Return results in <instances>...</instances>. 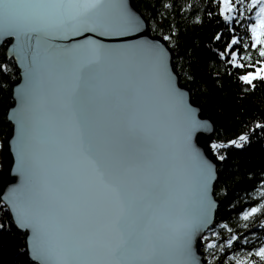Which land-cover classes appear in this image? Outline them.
I'll use <instances>...</instances> for the list:
<instances>
[{
	"label": "snow or ice",
	"instance_id": "6c2138e0",
	"mask_svg": "<svg viewBox=\"0 0 264 264\" xmlns=\"http://www.w3.org/2000/svg\"><path fill=\"white\" fill-rule=\"evenodd\" d=\"M218 13L226 28L234 23L250 33L242 48L257 50L256 63L245 62L251 53L241 58L236 34L216 54L254 88L264 80V0H218ZM145 27L129 0H0V40L11 42L7 54L24 72L13 109L20 180L0 205L28 230L36 264H201L198 236L217 254L250 243L225 222L229 236L217 248L220 234L208 229L215 167L194 141L209 123L170 66L175 28L150 39ZM248 140L242 132L211 148ZM259 183L260 201L239 213L245 220L264 216ZM205 230L215 238L202 236ZM252 236L259 246L229 252L234 264H264V240Z\"/></svg>",
	"mask_w": 264,
	"mask_h": 264
},
{
	"label": "trees",
	"instance_id": "16d2710c",
	"mask_svg": "<svg viewBox=\"0 0 264 264\" xmlns=\"http://www.w3.org/2000/svg\"><path fill=\"white\" fill-rule=\"evenodd\" d=\"M136 1L148 19L153 34L168 35L169 28H175L172 38L176 44L168 42L175 51V66L182 82L191 88L193 100L200 103L203 113L215 121L216 139L226 142L238 138L242 132L249 135L243 147L229 146L217 150L218 156H225L218 167L219 177L215 184V192L222 202L217 210L215 224L209 229L220 234L217 248L229 236L227 229L221 227L225 222L238 236H247L250 243L245 246L234 242L232 249L225 245V252L217 254V249H209L203 239L206 264H234L229 252L242 256L246 250L259 246L252 233L264 240V216L257 213L245 220L239 215L261 199L257 190L259 181L264 179V126L254 125L257 122L264 124V80L255 79L254 88L239 81V70L234 67L230 69L227 63L230 58H221L216 53L225 51L221 45L232 34L241 37L236 48L241 58H244V52L251 53L252 59L246 63H256L258 52L251 47L242 48L243 43L250 39V33L245 36L244 26L230 23L225 27L218 13V0ZM240 2L244 4L246 0ZM166 4L172 6L166 8ZM247 14L245 12L244 15ZM197 16L200 17L199 21L195 19ZM218 31L222 33L219 42L212 39ZM224 32L228 35L225 36ZM0 63H7L9 68L7 73L0 71L1 142L11 132L6 111L12 95V82L18 78V74L13 59L6 56L4 48H0ZM0 224L7 225L5 230L0 231V264H35L26 257L23 234L10 222L3 205H0ZM204 236L215 238L209 231ZM256 260L257 264H261L259 258Z\"/></svg>",
	"mask_w": 264,
	"mask_h": 264
},
{
	"label": "water",
	"instance_id": "95a60500",
	"mask_svg": "<svg viewBox=\"0 0 264 264\" xmlns=\"http://www.w3.org/2000/svg\"><path fill=\"white\" fill-rule=\"evenodd\" d=\"M129 2L133 5V7L143 15L145 18V24L146 27L142 30L143 35L147 36L150 39H161V35L159 34H153L151 32V28L149 25V21L146 18L143 11L139 8L136 0H129ZM161 42H164L163 40ZM168 43V42H167ZM11 47V42L9 40H0V48H4L5 54L9 59H13L14 64L17 67V74L18 78L12 82V95L11 99L8 103L7 111H6V118L7 121L11 124V132L7 134L5 137L1 139V148H0V199H3L4 193L8 191L9 187L11 185H14L18 183L20 180L19 173L14 171L16 167V153L14 151V144H13V137L16 134V123L13 119V109L17 107V89L19 86L23 85L24 82V72L22 65L16 61L15 55L9 56L7 54L8 49ZM169 51H170V58L169 63L172 67V71L176 74L177 84L179 87L183 88L189 102L193 105V107L196 109L197 116L201 120H206L209 123L208 129H200L198 130L196 136L194 137V141L199 147L204 155L211 160L215 167L216 172V178L211 182V196L212 199L215 201V207L211 211V217H212V223L208 225V229L215 224L216 220V214L217 210L222 202L221 198H219L215 192V184L217 182V179L219 177V165L221 164V160L218 158V155L216 153L215 149L211 148L212 141H217L215 137L216 133V124L215 121L208 115L203 113V109L200 103L195 102L192 97L191 88L187 86L184 82H182L181 75L179 73V70L175 66V51L174 49L169 45ZM228 146V145H226ZM9 214V220L15 226L22 234H23V245H24V251L25 255L28 259L34 261V258L31 256L30 248L28 247V241L27 237L29 235L28 230L26 229H20L17 227V225L14 222V217L11 214L10 210H7ZM208 230H205L201 235L204 236V234ZM201 236H198L195 241V250L197 256L201 260V264H206L205 260V253L202 249L203 242H202Z\"/></svg>",
	"mask_w": 264,
	"mask_h": 264
}]
</instances>
